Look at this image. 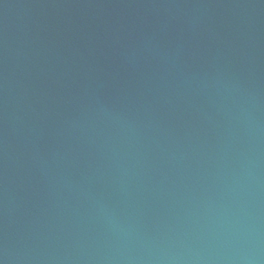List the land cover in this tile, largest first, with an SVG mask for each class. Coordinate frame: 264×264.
I'll return each instance as SVG.
<instances>
[{"label":"water","instance_id":"95a60500","mask_svg":"<svg viewBox=\"0 0 264 264\" xmlns=\"http://www.w3.org/2000/svg\"><path fill=\"white\" fill-rule=\"evenodd\" d=\"M0 264H264V0H0Z\"/></svg>","mask_w":264,"mask_h":264}]
</instances>
